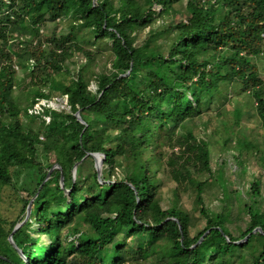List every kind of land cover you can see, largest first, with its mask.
Masks as SVG:
<instances>
[{
    "label": "trees",
    "instance_id": "16d2710c",
    "mask_svg": "<svg viewBox=\"0 0 264 264\" xmlns=\"http://www.w3.org/2000/svg\"><path fill=\"white\" fill-rule=\"evenodd\" d=\"M179 8L184 20L151 26ZM46 23L64 31L43 36ZM85 45L111 54L93 87ZM261 59L264 0H0V201L8 188L19 203L13 221L0 214V264H264V138L243 128L264 127ZM208 131L226 134L217 165L248 181L214 173ZM87 153L104 156L99 179L72 180ZM179 190L194 197L195 235Z\"/></svg>",
    "mask_w": 264,
    "mask_h": 264
},
{
    "label": "rangeland",
    "instance_id": "374dc122",
    "mask_svg": "<svg viewBox=\"0 0 264 264\" xmlns=\"http://www.w3.org/2000/svg\"><path fill=\"white\" fill-rule=\"evenodd\" d=\"M157 9H159V8H157ZM172 19L176 20V21L184 20L183 10L181 8H179V12L171 18L166 16V15H162L160 18H155V21L153 22V24H151V26L153 28H158V26L162 22H164L166 24V23L171 22ZM56 27H57V29L54 30ZM59 27H62V25L57 26V25H54L52 23H46L40 28V33L43 36H45V35H50V33L53 31L63 32L64 28L59 29ZM148 30H149V27H146L143 31H141L140 40H142L144 38V36H148L146 34ZM27 32H28V28H26L22 32V37L24 38V40L26 37H28ZM160 37H161L160 35L159 36L154 35L152 37V39L160 41V39H161ZM83 47L85 50H88L92 54L97 53L94 56L95 60H94V63H92V66L88 68V71L83 73L86 80L89 82V87H93L94 81L91 79L92 72L93 71L95 72L98 70L104 71L105 68H107L110 64L111 54H110V51L108 50L107 47H103L99 50H96L94 47L89 46V45H85ZM85 59H86V57L82 53H76L75 56H71L69 58L68 65H67L70 73L75 74L77 69L80 67L81 62ZM256 65L258 66V69H259V72H258L259 76L262 79H264V59H261L259 62L256 63ZM23 77L26 78V80H27L26 82H28L29 76L25 75ZM39 86L41 88L44 87L43 88L44 92L47 91V84L46 83H42V84L40 83ZM40 102H42V101H40ZM48 104L51 105L54 109L58 107V105L56 103H53V102H48ZM59 108H61V107H59ZM228 108H229V105H227L225 107V109H228ZM243 128L247 132L248 138L251 140H257V141L261 142L262 139L264 138V127H261L256 122L251 123V120H244ZM196 129H198V128H196ZM224 137H226V134H224V132H221L219 135L217 134L216 136L211 135L209 132V135L206 138V140L208 142V148H209L210 154H211V156H210L211 168L213 169L214 173L217 176H221L225 180H234V178H235L236 183H238L239 180L248 181L250 179V177L247 173L246 174L242 173L239 176V178H237V176H235V175L230 176L227 167H224L223 169H221L217 165V164H219L218 163L219 159H223L224 157H226V151L224 148V144L222 142ZM174 149H176V148H174ZM168 153H169V151H168ZM189 156H190V159H189V163L187 165V168H189V170L193 171L194 165L197 164V160H196L194 155H189ZM52 164H54V163H52ZM81 164H82L81 168H74V167L72 168L71 176H72L73 180L78 178V177L89 176L93 173V171H95L94 161L92 158H89V157L86 158ZM249 166L251 167V170H257L258 169L253 160H250ZM53 169H58V166L54 164ZM260 174H261V179H260L261 187L264 189V171H260ZM59 182H60V179H59ZM60 184H62V183L60 182ZM216 191H217V189L215 187H212L210 190H205L203 195L206 198L207 203H211L214 201V198L217 195ZM65 192L67 193L68 190H66ZM13 194L14 193L11 189L6 188L4 190V192L2 193V199L0 201V214L2 215V217L8 219L9 221H13L15 219L18 208H19V203L15 200V196ZM179 197H180L181 204H182L183 208L188 210L190 215H191V220L193 222L192 234L195 235L196 232L201 229L202 223H201V219L199 217V214L196 211L195 205L193 203L194 197L191 195L190 191H183V190H179ZM29 213H30V209L28 210V215H29ZM28 215H27V217H28ZM27 217L25 216L24 221L27 219ZM229 222L230 223H228V226L230 227V231L232 232V234L234 236L238 235L239 230L243 226H245V218L243 217L241 210L237 206L233 207V211L231 213Z\"/></svg>",
    "mask_w": 264,
    "mask_h": 264
},
{
    "label": "water",
    "instance_id": "95a60500",
    "mask_svg": "<svg viewBox=\"0 0 264 264\" xmlns=\"http://www.w3.org/2000/svg\"><path fill=\"white\" fill-rule=\"evenodd\" d=\"M74 116H75V118H76L77 121L83 123L82 120L80 119V117L78 116V112L74 113ZM86 156H89V157H91V158L93 159V161H94V169H95V172H96V177H97V179H99V177H100V172H101V166H102V162H103V159H104L103 154H101V153H87V154L85 155V157H86ZM85 157H84V158H85ZM84 158H82L81 161H82ZM77 165H78V163L74 164L73 167L76 168ZM52 169H53V166L50 168V170L48 171V174H47V175H49V173L51 172ZM72 180H73V178H72ZM60 182L62 183V176H61V175H60ZM29 209H30V202L28 203V206H27V209H26V217H27V215H28V210H29ZM14 230H15V229H14ZM14 230H13V231H14ZM13 231H12V233H13ZM255 231H259V229L256 228V229L253 230V232H255ZM12 233H11V234L9 235V237H8V242H9L10 244H13L12 239H11V235H12ZM206 233H207V231H206L203 235H205ZM203 235L199 238V240H198L196 243H199V242L202 240ZM240 242H241V241H238L237 243H240Z\"/></svg>",
    "mask_w": 264,
    "mask_h": 264
},
{
    "label": "built area",
    "instance_id": "2783aa9c",
    "mask_svg": "<svg viewBox=\"0 0 264 264\" xmlns=\"http://www.w3.org/2000/svg\"><path fill=\"white\" fill-rule=\"evenodd\" d=\"M38 106H46V107H49V108H52L53 109V107L51 105H49L48 103L47 104H44V102H38V103H36L33 108H37ZM30 111H31V109L29 110V112Z\"/></svg>",
    "mask_w": 264,
    "mask_h": 264
}]
</instances>
